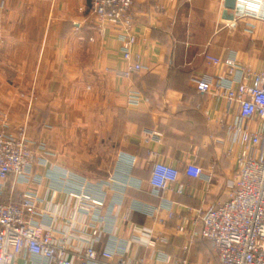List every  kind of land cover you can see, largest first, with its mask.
<instances>
[{
  "label": "crops",
  "instance_id": "0c3cea01",
  "mask_svg": "<svg viewBox=\"0 0 264 264\" xmlns=\"http://www.w3.org/2000/svg\"><path fill=\"white\" fill-rule=\"evenodd\" d=\"M162 4L160 10L154 0L133 1V53L144 67L123 76L128 62L120 27L107 25L100 32L90 0H0V131L24 129L35 154L25 177L9 176L3 199L20 203L24 192L34 190L35 221L55 225L59 236L74 243L97 227V248L112 249L127 244L135 223L152 227L167 243L153 249L131 242L134 261L167 264L153 258L162 249L173 264L184 257L192 264H219L201 236L185 251L188 240L177 225L186 207L209 209L228 198L238 146L231 147L226 125L237 116V105L201 93L195 80L230 82L227 68L214 62L227 57L252 73L264 71V15L257 14L264 10L246 14L239 0L234 9L226 0ZM131 94L141 102L131 103ZM4 114L12 118L7 122ZM156 161L180 170L163 195L150 184ZM190 162L203 167L202 176L185 173ZM66 175L84 183L102 207L84 212ZM155 206L162 207V223L142 210ZM30 257L12 264H27Z\"/></svg>",
  "mask_w": 264,
  "mask_h": 264
},
{
  "label": "built area",
  "instance_id": "2783aa9c",
  "mask_svg": "<svg viewBox=\"0 0 264 264\" xmlns=\"http://www.w3.org/2000/svg\"><path fill=\"white\" fill-rule=\"evenodd\" d=\"M133 1L90 0V9L97 17L100 32L107 25L120 27L122 51L128 62V68L121 72L123 76L139 72L144 67L138 55L133 53V46L138 39L133 24ZM154 1L156 8L164 9L162 3L166 0ZM239 1L246 5L250 0ZM245 9L246 14L254 11L252 8ZM80 32L83 33L84 30L81 29ZM214 62L227 68L230 82L217 77L214 80H195V84L201 93L211 92L237 105V116L226 125L231 147L238 146L237 171L229 184L226 200L209 209L186 207L180 214L177 230L188 240L184 245L185 251L189 250L196 237L201 236L210 241L219 264H264V71L252 73L235 57L216 59ZM237 74L239 77L236 80ZM129 101L139 104L141 97L131 94ZM123 159L134 163L133 158ZM34 161L32 143L24 130L18 133L0 131V264H12L17 257L23 255L34 257H30L32 260L29 259L31 261L28 260L27 264H74L75 260L80 264H145L143 258L134 261L129 257L131 242L153 249L157 248L159 241L167 243V239L158 236L152 227L133 223L127 244L117 243L112 249L99 250L96 244L100 238V229L97 227L85 238L80 237L78 244L66 234L59 236L55 225L36 222L37 193L34 190L24 192L20 203L3 199L9 176L14 174L19 178L25 177L31 171ZM185 173L200 177L204 169L199 164L190 162L185 167ZM179 175L178 167L156 161L151 171L150 184L156 194L163 195L178 181ZM66 182L70 186V194L76 198L78 206L84 212L90 213L102 207L103 201L92 197L86 191L84 183L67 175ZM178 192H183V185ZM142 210L158 222H163L159 216L161 206L142 207ZM168 213L169 217H173L175 210L169 208ZM157 251L154 259L173 264L170 254L162 249ZM181 264L192 263L184 257Z\"/></svg>",
  "mask_w": 264,
  "mask_h": 264
},
{
  "label": "clouds",
  "instance_id": "9594fccd",
  "mask_svg": "<svg viewBox=\"0 0 264 264\" xmlns=\"http://www.w3.org/2000/svg\"><path fill=\"white\" fill-rule=\"evenodd\" d=\"M244 6L246 8H257L258 10H264V3L259 4V5L246 4ZM257 14H261V11H258Z\"/></svg>",
  "mask_w": 264,
  "mask_h": 264
},
{
  "label": "water",
  "instance_id": "95a60500",
  "mask_svg": "<svg viewBox=\"0 0 264 264\" xmlns=\"http://www.w3.org/2000/svg\"><path fill=\"white\" fill-rule=\"evenodd\" d=\"M226 7L228 9H234L236 7V0H226ZM230 18H232V15Z\"/></svg>",
  "mask_w": 264,
  "mask_h": 264
},
{
  "label": "rangeland",
  "instance_id": "374dc122",
  "mask_svg": "<svg viewBox=\"0 0 264 264\" xmlns=\"http://www.w3.org/2000/svg\"><path fill=\"white\" fill-rule=\"evenodd\" d=\"M4 115H5V121H7V122L10 120V118H12V117L10 116V114H8V115H7V114H4ZM4 115H3V116H4ZM22 130H24V129H22ZM19 131H21V130H19ZM13 133H14V132H13ZM25 135H26V133H25Z\"/></svg>",
  "mask_w": 264,
  "mask_h": 264
}]
</instances>
